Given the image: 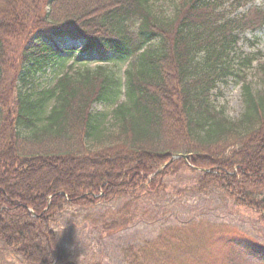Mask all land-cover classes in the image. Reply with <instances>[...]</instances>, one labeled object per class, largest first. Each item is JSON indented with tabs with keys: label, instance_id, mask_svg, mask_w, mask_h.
Wrapping results in <instances>:
<instances>
[{
	"label": "trees",
	"instance_id": "obj_1",
	"mask_svg": "<svg viewBox=\"0 0 264 264\" xmlns=\"http://www.w3.org/2000/svg\"><path fill=\"white\" fill-rule=\"evenodd\" d=\"M226 2L234 3L179 0L169 18H159L150 0H0V243L6 249L26 264H76L50 226L63 206L89 209L153 193L180 170L199 173L200 190L217 189L264 218V62L257 66L263 88L255 91L246 80L241 86L238 119L210 100L218 82L251 67L254 58L238 54L236 70L230 55L239 34L264 29V11L228 20L220 13ZM246 2L235 0L234 8ZM58 41L80 49H60ZM66 51L79 52L83 67L35 96L16 95L17 82L25 85L31 72L65 60ZM91 62L98 65L86 67ZM94 104L117 105L115 130L104 132ZM177 155L188 159L171 161ZM203 227L166 229L128 250L127 264H211L213 229L205 235ZM241 241L233 246L264 264L261 249Z\"/></svg>",
	"mask_w": 264,
	"mask_h": 264
},
{
	"label": "rangeland",
	"instance_id": "obj_2",
	"mask_svg": "<svg viewBox=\"0 0 264 264\" xmlns=\"http://www.w3.org/2000/svg\"><path fill=\"white\" fill-rule=\"evenodd\" d=\"M235 3V0H231ZM238 1V0H236ZM179 0H150L151 10L159 18H169ZM226 2L225 18L228 20L252 17L253 12L263 13L264 0H247L242 7ZM239 40L230 55H234L233 67L238 70V54L254 58L250 68L240 67V77H229L218 82L211 91L210 100L217 110H223L225 117L236 120L243 112L241 86L246 80L253 90L263 88L262 77L257 66L264 62V29L245 31L238 35ZM60 49L76 48L80 45L70 41H58ZM59 60L38 73L25 77L26 84L17 82L16 95L33 94L49 89L65 73L82 68L79 52L66 51ZM98 63H87L93 68ZM28 65L22 67L25 75ZM125 65H121L124 68ZM120 77L123 79V75ZM123 91V87H122ZM13 97H15L13 95ZM123 96L118 103L124 102ZM12 102V101H11ZM117 105L94 104L91 112L102 120L104 132L115 130L114 110ZM13 107V105L11 106ZM62 140V139H60ZM60 140L53 141L54 144ZM50 144V145H51ZM89 144V145H88ZM86 145L91 146V143ZM48 143L45 147L51 148ZM64 142L58 147H64ZM38 149H40L38 147ZM42 150H45L44 148ZM199 173L188 170L177 171L174 175L163 177L161 187L153 193H143L138 197H122L108 204H97L89 209L63 206L53 217L50 226L56 234L58 244L76 264H127L128 250L147 242H153L164 230L204 224L211 231V264H262L258 255H245L233 246V240L243 238L245 245L249 240L264 253V218L253 211L238 207L217 189L200 190L195 182ZM246 240V241H245ZM258 250V249H255ZM225 258L227 262H224ZM0 264H26L20 256L6 249L0 243Z\"/></svg>",
	"mask_w": 264,
	"mask_h": 264
},
{
	"label": "water",
	"instance_id": "obj_3",
	"mask_svg": "<svg viewBox=\"0 0 264 264\" xmlns=\"http://www.w3.org/2000/svg\"><path fill=\"white\" fill-rule=\"evenodd\" d=\"M181 157H182L183 159H187L186 156H177V157H175V159H176V158H181ZM173 159H174V158H173Z\"/></svg>",
	"mask_w": 264,
	"mask_h": 264
}]
</instances>
